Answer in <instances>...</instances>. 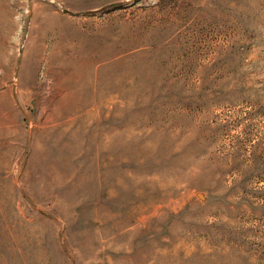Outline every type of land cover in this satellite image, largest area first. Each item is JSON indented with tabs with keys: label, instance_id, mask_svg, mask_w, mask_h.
I'll return each mask as SVG.
<instances>
[{
	"label": "rangeland",
	"instance_id": "374dc122",
	"mask_svg": "<svg viewBox=\"0 0 264 264\" xmlns=\"http://www.w3.org/2000/svg\"><path fill=\"white\" fill-rule=\"evenodd\" d=\"M0 264H264V0H0Z\"/></svg>",
	"mask_w": 264,
	"mask_h": 264
}]
</instances>
